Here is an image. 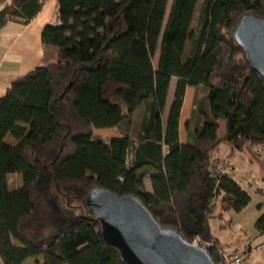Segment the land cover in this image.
Listing matches in <instances>:
<instances>
[{"label": "trees", "instance_id": "16d2710c", "mask_svg": "<svg viewBox=\"0 0 264 264\" xmlns=\"http://www.w3.org/2000/svg\"><path fill=\"white\" fill-rule=\"evenodd\" d=\"M57 1L59 22L42 31L56 59L0 96L1 264H126L99 218L68 217L53 186L70 200L97 188L134 196L163 228L223 249L210 220L243 211L251 196L216 170L212 152L222 143L239 152L264 145V77L233 35L243 15L264 18V0ZM43 3L12 0L6 11L27 24ZM188 86L196 93L182 144ZM106 128L120 135L95 133ZM12 173L22 174L21 187H9ZM255 227L264 234V212ZM208 253L219 264L217 248Z\"/></svg>", "mask_w": 264, "mask_h": 264}, {"label": "water", "instance_id": "95a60500", "mask_svg": "<svg viewBox=\"0 0 264 264\" xmlns=\"http://www.w3.org/2000/svg\"><path fill=\"white\" fill-rule=\"evenodd\" d=\"M252 69L264 77V18L243 15L233 32ZM87 205L99 218L104 241L116 247L126 264H215L208 250L171 228H163L134 196L94 189Z\"/></svg>", "mask_w": 264, "mask_h": 264}, {"label": "crops", "instance_id": "0c3cea01", "mask_svg": "<svg viewBox=\"0 0 264 264\" xmlns=\"http://www.w3.org/2000/svg\"><path fill=\"white\" fill-rule=\"evenodd\" d=\"M11 3L12 0H0V96L5 94L9 86L18 77L44 65L48 61H53L57 57L55 48L46 49L44 47L42 31L47 24L57 23L58 1L44 0L42 9L27 24H24L22 18L11 17L7 14V7ZM176 85L177 79L172 78L163 113L164 124L174 98ZM195 93L196 89L194 87H187L179 125V137L182 144H185L188 140L186 125L191 118ZM95 133L102 137L120 135L117 128L95 129ZM12 144H15V141ZM220 146L214 151H217ZM257 149L264 150V145H256L240 152L232 148L229 150L230 159L224 163L221 162L219 157L214 156L213 151L211 163L218 172L233 177L242 187L248 186L264 176V153L257 152ZM15 181L21 185L22 177H17ZM212 220H210V225ZM214 237L216 238L215 235ZM216 240L218 241L217 238ZM17 244L20 245V243ZM32 260L34 259H28L24 264H34ZM37 261L41 263V259H35L36 264Z\"/></svg>", "mask_w": 264, "mask_h": 264}, {"label": "rangeland", "instance_id": "374dc122", "mask_svg": "<svg viewBox=\"0 0 264 264\" xmlns=\"http://www.w3.org/2000/svg\"><path fill=\"white\" fill-rule=\"evenodd\" d=\"M219 123L221 126L220 135H222L224 133V121L219 120ZM7 141L14 143L13 138L10 136H8ZM230 149H232L230 144L223 143L217 151H214V156L219 157L221 162L224 163L230 159ZM17 177H22V174H9L8 183L11 189L19 188L23 185V181L21 185L16 183L15 179ZM262 184L264 182L257 184L254 181L251 185L243 187L251 196V202L243 211L216 212V217L211 221L212 232L218 239L220 246L226 251H243L247 253L246 261L248 264H264V234H260L255 227L257 219L264 212V185ZM146 185L150 191L152 186L149 178L146 179ZM52 196L63 212L70 218L79 215L87 217L97 216L87 205L86 199L78 200L72 198L70 200L55 186L52 187ZM16 243L19 242L16 241ZM39 259L43 262L42 257ZM32 261H34L32 263L36 264L35 259Z\"/></svg>", "mask_w": 264, "mask_h": 264}, {"label": "built area", "instance_id": "2783aa9c", "mask_svg": "<svg viewBox=\"0 0 264 264\" xmlns=\"http://www.w3.org/2000/svg\"><path fill=\"white\" fill-rule=\"evenodd\" d=\"M257 152L264 153V150L257 149ZM256 182L257 184L260 182L263 183L264 176L261 179H258ZM193 243L207 250H210L211 248H217V251L220 254L219 264H248L246 261L247 253L243 251H226L220 247H217L215 242H205L199 237L194 239Z\"/></svg>", "mask_w": 264, "mask_h": 264}]
</instances>
